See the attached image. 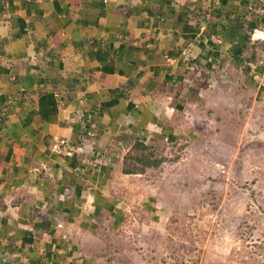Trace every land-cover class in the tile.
Wrapping results in <instances>:
<instances>
[{
	"label": "crops",
	"instance_id": "0c3cea01",
	"mask_svg": "<svg viewBox=\"0 0 264 264\" xmlns=\"http://www.w3.org/2000/svg\"><path fill=\"white\" fill-rule=\"evenodd\" d=\"M251 1L0 0V264H113L131 207L157 219L124 156L264 97V49L230 55L246 22L264 29Z\"/></svg>",
	"mask_w": 264,
	"mask_h": 264
},
{
	"label": "rangeland",
	"instance_id": "374dc122",
	"mask_svg": "<svg viewBox=\"0 0 264 264\" xmlns=\"http://www.w3.org/2000/svg\"><path fill=\"white\" fill-rule=\"evenodd\" d=\"M240 100L208 132L164 146L169 159L145 174L160 213L131 207L113 264H264V98Z\"/></svg>",
	"mask_w": 264,
	"mask_h": 264
},
{
	"label": "trees",
	"instance_id": "16d2710c",
	"mask_svg": "<svg viewBox=\"0 0 264 264\" xmlns=\"http://www.w3.org/2000/svg\"><path fill=\"white\" fill-rule=\"evenodd\" d=\"M243 5L247 6L249 9V5L252 2L251 0H241ZM249 10L252 11L254 8L250 6ZM227 18L229 16L227 15ZM254 30V26L246 22L244 26V31L239 33L237 36V42L239 45L234 47L231 50V56L234 62L240 63L245 57L247 56V60H256V55L251 58L249 55L245 54V49L247 48L248 44L251 45L249 52L252 54L256 52V50L264 49V40L255 39L253 38L252 32ZM238 34V33H237ZM231 37L233 35H230ZM244 57V58H243ZM242 58V60H241ZM241 60V61H240ZM255 80L257 81L256 76L257 73H253ZM264 89V84H263ZM164 146L154 145L151 143H145L142 140H135L130 150L124 156L123 165H122V172L126 174H144L150 168L159 169L162 167V164L169 158L163 154L162 149ZM68 156V155H66Z\"/></svg>",
	"mask_w": 264,
	"mask_h": 264
},
{
	"label": "built area",
	"instance_id": "2783aa9c",
	"mask_svg": "<svg viewBox=\"0 0 264 264\" xmlns=\"http://www.w3.org/2000/svg\"><path fill=\"white\" fill-rule=\"evenodd\" d=\"M252 35L255 39H264V29H254ZM53 150L60 154L70 155L76 148L69 143L67 138H57L54 142ZM41 168H45V165L36 166L33 170H39Z\"/></svg>",
	"mask_w": 264,
	"mask_h": 264
},
{
	"label": "clouds",
	"instance_id": "9594fccd",
	"mask_svg": "<svg viewBox=\"0 0 264 264\" xmlns=\"http://www.w3.org/2000/svg\"><path fill=\"white\" fill-rule=\"evenodd\" d=\"M254 29H259V28H254ZM253 38H254V37H253ZM257 39L264 40V39H262V38H257ZM256 78H257V81H259L260 84H262V85L264 84V81H263V79H262V76H261V77H257V76H256ZM263 98H264V97H263Z\"/></svg>",
	"mask_w": 264,
	"mask_h": 264
},
{
	"label": "water",
	"instance_id": "95a60500",
	"mask_svg": "<svg viewBox=\"0 0 264 264\" xmlns=\"http://www.w3.org/2000/svg\"><path fill=\"white\" fill-rule=\"evenodd\" d=\"M185 185V184H184Z\"/></svg>",
	"mask_w": 264,
	"mask_h": 264
}]
</instances>
